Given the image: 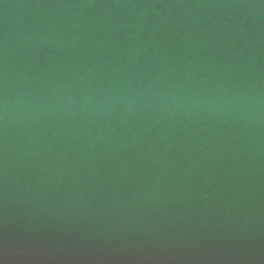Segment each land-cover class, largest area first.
I'll return each instance as SVG.
<instances>
[{"label":"water","instance_id":"95a60500","mask_svg":"<svg viewBox=\"0 0 264 264\" xmlns=\"http://www.w3.org/2000/svg\"><path fill=\"white\" fill-rule=\"evenodd\" d=\"M0 264H264V0H0Z\"/></svg>","mask_w":264,"mask_h":264}]
</instances>
